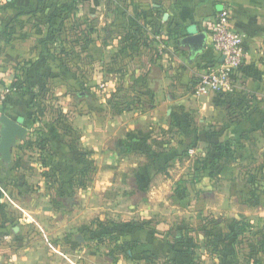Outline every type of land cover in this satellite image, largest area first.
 I'll list each match as a JSON object with an SVG mask.
<instances>
[{
	"label": "crops",
	"instance_id": "0c3cea01",
	"mask_svg": "<svg viewBox=\"0 0 264 264\" xmlns=\"http://www.w3.org/2000/svg\"><path fill=\"white\" fill-rule=\"evenodd\" d=\"M225 7L245 51L235 91L197 97L199 78L222 59L211 31ZM194 28L207 34L197 55L180 43ZM4 87L17 91L3 115L28 128L12 162L0 160V204L12 206L0 216L24 245L9 261L264 264L261 245L242 261L243 236L229 237L247 215L203 227L200 187L234 182L225 168L246 161L254 165L245 183L264 184L263 166L255 167L264 139V0H0ZM259 187L246 193L262 209ZM31 240H41L42 255L30 253Z\"/></svg>",
	"mask_w": 264,
	"mask_h": 264
},
{
	"label": "rangeland",
	"instance_id": "374dc122",
	"mask_svg": "<svg viewBox=\"0 0 264 264\" xmlns=\"http://www.w3.org/2000/svg\"><path fill=\"white\" fill-rule=\"evenodd\" d=\"M260 144H262L263 147V155L262 157L259 156L261 158L259 162L255 164V167L259 166L260 164L261 165L259 166V168L263 166L260 168L259 178L264 183V139L260 140ZM200 152L201 148L199 151L191 149L189 151L191 155V161H195L196 157L201 156ZM252 165L254 164H250L249 161H246L241 166H238L236 165V163H234L231 168H225L224 174L222 173V176L224 177V179H234V182H231L229 180L224 182L222 178V180H216L214 183L205 181L202 182V186L200 185L201 189H204L201 190L204 191L203 194H207V199L204 203V218L207 219L209 223L205 222L203 227H214L215 225H213V222L224 220L226 221V223L224 224V228H226V224L232 219L233 216L247 215V218L244 223H249L250 226L254 229L251 232L252 234H247L243 236L242 240H238V243L243 244L237 245V247H239V257L240 259L242 258V261L245 259V255L248 253V249L254 247L256 245L255 243L258 242L260 238V233L264 232V211H262L264 207L262 209H260L259 207H255L258 205H255V203L252 202L253 200L251 201L248 199L251 192L256 190L258 186H260V192H262L264 184H258V186H253L250 183H245L246 179H248V177L250 176L248 173L252 169ZM233 167L235 168V170ZM227 170L228 172L226 173ZM33 172L35 173L36 171ZM235 183L236 185H234ZM250 189L252 190L251 192L249 191ZM246 192H250V194H247ZM194 193H196V190H194ZM9 207L10 203L8 201L5 204H0V212L1 209L9 210L12 206L10 208ZM198 209L199 208L195 206V212ZM245 212L247 213L245 214ZM260 217L262 218V221L259 222ZM250 221H253L254 223L251 224ZM21 222L20 219H18L19 226L22 225ZM195 236H198V233ZM24 241H26V238L23 239L21 242ZM250 241H253V243L249 244ZM18 244L19 240L16 239L13 227H10V225H6V222H3V218L2 216H0V264H41V261H9L11 253H13L16 248H24V245ZM28 244H30V253L42 255L43 247L41 240H31L28 242ZM54 255L57 256L56 254Z\"/></svg>",
	"mask_w": 264,
	"mask_h": 264
},
{
	"label": "built area",
	"instance_id": "2783aa9c",
	"mask_svg": "<svg viewBox=\"0 0 264 264\" xmlns=\"http://www.w3.org/2000/svg\"><path fill=\"white\" fill-rule=\"evenodd\" d=\"M231 12L225 7L217 15L212 26L211 38L214 51L223 62L215 63L201 75L195 88L197 97L211 94L231 95L235 91V75L243 64L245 51L243 35L231 27ZM16 88L4 87L0 90V118L3 106Z\"/></svg>",
	"mask_w": 264,
	"mask_h": 264
},
{
	"label": "water",
	"instance_id": "95a60500",
	"mask_svg": "<svg viewBox=\"0 0 264 264\" xmlns=\"http://www.w3.org/2000/svg\"><path fill=\"white\" fill-rule=\"evenodd\" d=\"M180 43L182 46L187 47L193 55H197L207 47V34L198 33L196 28L187 29ZM223 61L224 57L221 59V62ZM0 125V160L5 164H10L13 151L18 142L25 140L28 128L7 115H2Z\"/></svg>",
	"mask_w": 264,
	"mask_h": 264
},
{
	"label": "trees",
	"instance_id": "16d2710c",
	"mask_svg": "<svg viewBox=\"0 0 264 264\" xmlns=\"http://www.w3.org/2000/svg\"><path fill=\"white\" fill-rule=\"evenodd\" d=\"M29 147L31 146L32 147V143H29V145H28ZM38 146L42 149V148H44V145H43V143H40V144H38ZM230 147H231V143H226V144H224V145H221L220 147H219V152H220V154L219 155H217V157H215L214 159H213V161H211L210 162V164L211 165H214V163H216V159L217 160H219L220 159V157L221 156H224V154H223V152H225V150H230ZM214 168H215V166H214ZM233 227H234V229H235V231H233L230 235H229V237L231 236V237H233V239L232 240H234V242L238 239V237L239 236H245V235H247V234H249L250 233V224L249 223H244V222H234L233 224ZM258 245H261V249H263L264 248V232L263 233H260V238H259V240H258Z\"/></svg>",
	"mask_w": 264,
	"mask_h": 264
}]
</instances>
